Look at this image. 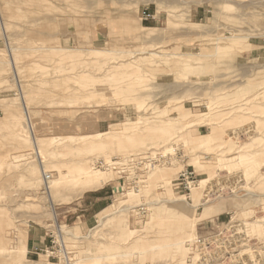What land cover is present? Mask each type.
<instances>
[{
  "label": "rangeland",
  "instance_id": "1",
  "mask_svg": "<svg viewBox=\"0 0 264 264\" xmlns=\"http://www.w3.org/2000/svg\"><path fill=\"white\" fill-rule=\"evenodd\" d=\"M263 96L264 0H0V264H264Z\"/></svg>",
  "mask_w": 264,
  "mask_h": 264
},
{
  "label": "bare ground",
  "instance_id": "2",
  "mask_svg": "<svg viewBox=\"0 0 264 264\" xmlns=\"http://www.w3.org/2000/svg\"><path fill=\"white\" fill-rule=\"evenodd\" d=\"M71 50V49H70ZM156 50V49H155ZM229 50V49H228ZM97 51V50H96ZM225 52V51H224ZM164 54V53H163ZM223 55V54H222ZM226 55H227V53H226ZM224 57H225V55H224ZM164 58H165V56H164ZM167 58V57H166ZM232 59V58H231ZM163 60V59H162ZM225 60V59H224ZM179 63H182L181 61H179ZM184 63V62H183ZM188 63V62H187ZM119 65V64H118ZM190 65V64H189ZM194 65H197V64H194ZM205 67V66H204ZM111 69V68H110ZM190 69V68H189ZM191 69H193V68H191ZM81 70V69H80ZM80 70H78V71H80ZM200 70V69H199ZM202 70V69H201ZM182 71V70H181ZM193 71V70H192ZM81 72V71H80ZM84 72V71H83ZM75 73H76V71H75ZM79 73V72H78ZM117 74H121L120 72H114V73H112V75H117ZM79 75V77L80 78H86V76L85 75H82V73H79L78 74ZM57 76V75H56ZM213 80V79H212ZM167 85V84H166ZM169 85V84H168ZM167 85V86H168ZM207 85V84H206ZM156 86V85H155ZM162 86V85H161ZM251 87H252V85H251ZM162 89V88H161ZM261 90V89H260ZM259 91V90H258ZM249 92H252V91H249ZM261 92V91H260ZM221 94V93H220ZM254 94V93H253ZM226 95V94H225ZM224 95V96H225ZM221 97H222V95H220ZM243 96V95H242ZM241 96V97H242ZM24 97V96H23ZM244 97V96H243ZM248 97V96H247ZM264 97V96H263ZM260 99V98H259ZM203 100V99H202ZM241 100V99H240ZM248 100H249V98H248ZM254 100V99H253ZM201 101V100H200ZM199 101V102H200ZM238 101V100H237ZM258 101V100H257ZM264 101V100H263ZM198 102V101H197ZM198 102V103H199ZM213 102V101H212ZM235 102V101H234ZM244 102H245V100H244ZM248 101L246 100V103H247ZM260 102H262L261 100H260ZM237 103V102H236ZM241 103V102H240ZM239 103V104H240ZM134 104V103H133ZM233 104H235V103H233ZM199 105V104H198ZM203 105V104H202ZM230 105H232V104H230ZM243 105V104H242ZM245 105V104H244ZM262 105V104H261ZM229 107V106H228ZM242 108V107H241ZM240 108V109H241ZM244 108V107H243ZM235 109V108H234ZM239 109V108H238ZM246 110V109H245ZM229 114V113H228ZM231 114V113H230ZM247 114V113H246ZM249 114V113H248ZM264 114V113H263ZM253 115H255V114H253ZM256 115H257V113H256ZM259 115H262V114H260L259 113ZM258 115V116H259ZM26 116H27V114H26ZM264 116V115H263ZM252 117V116H251ZM256 117V116H255ZM263 118V117H262ZM256 119V118H255ZM257 120V119H256ZM255 122V121H254ZM253 122V123H254ZM257 122V121H256ZM148 123V122H147ZM168 124V123H167ZM257 124V123H256ZM146 125V124H145ZM154 125V124H153ZM246 125V124H245ZM243 126V125H242ZM247 126V125H246ZM246 126H244V128L246 127ZM241 127V126H240ZM248 127V126H247ZM250 127V126H249ZM252 127V126H251ZM237 128V127H236ZM253 128H255V127H253ZM233 129V128H232ZM231 129V130H232ZM241 130H243V128L241 127L240 128ZM236 130V129H235ZM241 130H239V131H241ZM246 130V129H245ZM250 130H251V128H250ZM253 130V129H252ZM255 130V129H254ZM147 132H149V135H148V138L150 137L151 139H152V135H154L155 133H156V135L155 136H153V140H154V144H156V145H160V144H162V145H164V144H166L167 142H168V140H169V135L171 134L170 133V128L169 127H167V126H165V125H163V126H161V127H149V128H147ZM242 132V131H241ZM254 132V131H253ZM237 133V132H236ZM240 133V132H239ZM246 133V132H245ZM250 133H252L251 131H250ZM233 134V133H232ZM232 134H230V135H232ZM242 134V133H241ZM240 134V135H241ZM147 135H143V136H136V135H133V134H127V135H123V136H119L117 133H111V132H108V131H106V132H99V133H97V134H95V135H80L78 138H74L73 136H70V137H57L56 139H51L53 142H58V144L60 145V144H62L63 142H65V141H70V142H76V140H79L78 142H80L78 145H72V146H68V147H71V148H75V151H73L74 149H71L70 151L67 149L66 151H54V152H52L53 154H68V153H77V154H80V152H82V151H85L83 154H87V153H91L92 151H94V150H99V149H104L105 147H107V144H106V142L105 141H103V140H105V139H110V138H116V139H112V140H116L117 141V144L119 145V147L120 148H123V147H125L126 146V144H130V145H132V146H134V145H138V144H142V143H144L145 142V140L146 139H148L147 138ZM228 135V134H227ZM230 135H229V137H230ZM239 135V134H238ZM243 135V134H242ZM246 135V134H245ZM245 135H244V137H245ZM235 136V135H234ZM247 136H251V135H247ZM242 137V136H241ZM171 139V138H170ZM33 140H35V139H33ZM190 142V141H189ZM33 143V142H32ZM35 146L37 147V149L39 148V146L41 145V143H42V140L41 139H36L35 140ZM71 145V144H70ZM146 145H147V143H146ZM81 148H85V149H81ZM165 151V150H164ZM37 155V154H36ZM103 157H107V156H105V154L103 155ZM135 157V156H134ZM133 157V158H134ZM221 157V156H220ZM223 157V156H222ZM15 158H18V156H15ZM82 160H81V162L80 163H76V164H74L73 166L71 165V167H69L67 164H65L64 166H67V168H69V170H68V174L67 175H69V173H70V175H71V177H73V178H75V177H77V179L81 182V183H85V182H87L89 185H85V187L86 188H92L93 186H90V185H95V183L96 182H99L100 180L102 181V180H104V179H106L107 178V174H105V173H102V172H99V171H93V169H92V167H91V158H89V157H87V155H86V158H85V155L81 158ZM135 159V158H134ZM230 161V160H229ZM68 162V161H67ZM231 163V162H230ZM257 164V163H256ZM71 168H73L74 170H72ZM158 170V169H157ZM218 172V171H217ZM157 173H158V171L157 172H153V173H151L152 175H151V177L152 176H155V175H157ZM42 175V174H41ZM75 175V176H74ZM158 176V175H157ZM209 176V175H208ZM61 177H63V175L61 174ZM76 179V180H77ZM207 179H205V178H203V179H201V181H200V183H205V181H206ZM172 182V181H171ZM161 183V182H160ZM49 186V185H48ZM137 186V185H136ZM161 187V186H160ZM131 188V187H130ZM45 189V188H44ZM160 189V188H159ZM196 189V188H195ZM131 190V189H130ZM137 191H138V189H137ZM132 192H134L133 190H132ZM167 192V191H166ZM263 193V192H262ZM209 194H211V193H209ZM162 195V194H161ZM160 195V196H161ZM257 195V194H256ZM161 200V199H160ZM166 200V199H165ZM158 201V200H157ZM202 201V200H201ZM208 202V201H207ZM203 204V203H202ZM194 206V205H193ZM196 206H198V205H196ZM165 209V207H162V209H159L160 211H163ZM196 209V208H195ZM182 212H183V210H182ZM153 213V212H152ZM179 214V213H178ZM181 214V213H180ZM255 216V215H254ZM155 217H156V215H155ZM175 217V216H174ZM179 217V216H178ZM253 217V216H252ZM261 217V216H260ZM158 219H161V218H158ZM179 219H181L180 217H179ZM175 220H177V218L175 219ZM170 221V220H169ZM184 221V220H183ZM183 221H182V219L181 220H178V224L177 225H175L176 227H178V228H180V227H182V226H184L185 224L183 223ZM175 222V221H174ZM185 222V221H184ZM171 223V222H170ZM184 224V225H183ZM259 224V223H258ZM258 228H260V227H258ZM254 229H256V228H254ZM177 230V229H176ZM248 230V229H247ZM260 231V230H259ZM191 232V231H190ZM259 234V233H258ZM191 236V235H190ZM176 237V236H175ZM185 237V236H184ZM186 237H187V235H186ZM191 238V237H190ZM175 239V238H174ZM181 239V238H180ZM179 238L178 239H176V241H175V243H173L174 242V240H173V244H175L176 246V248H174V254L176 253V252H178L177 250H179V245L180 244H182L183 242H185V241H187V240H182V241H179L180 240ZM183 239H185V238H183ZM193 239V238H192ZM255 239V238H254ZM188 241H190V240H188ZM259 241V240H258ZM264 241V240H263ZM194 242H196V241H194ZM256 242H257V240H256ZM172 243H170V244H172ZM264 243V242H263ZM187 244H189V243H187ZM167 246L169 245V244H166ZM165 245V246H166ZM259 245V244H258ZM243 246V245H242ZM172 247V246H171ZM170 247V248H171ZM181 248V247H180ZM244 248V247H243ZM246 248V247H245ZM140 253L141 251H137V253ZM170 252H171V250H170ZM242 252H244L243 251V249H242ZM250 259V258H249ZM255 259V258H254ZM253 262V261H252ZM250 263H251V261H250Z\"/></svg>",
  "mask_w": 264,
  "mask_h": 264
},
{
  "label": "built area",
  "instance_id": "3",
  "mask_svg": "<svg viewBox=\"0 0 264 264\" xmlns=\"http://www.w3.org/2000/svg\"><path fill=\"white\" fill-rule=\"evenodd\" d=\"M134 158H135V160H132L133 157H131L129 159V161L132 164L141 165L142 168H144L146 170L144 172H148V170L155 168L159 164H164L167 162L165 155L158 154V153H155V154H149L148 153V154H145L143 156H140V157L138 156V157H134ZM49 178H50L49 174H46V173L43 174V179L45 181H47ZM176 184L179 185V174H178Z\"/></svg>",
  "mask_w": 264,
  "mask_h": 264
},
{
  "label": "crops",
  "instance_id": "4",
  "mask_svg": "<svg viewBox=\"0 0 264 264\" xmlns=\"http://www.w3.org/2000/svg\"><path fill=\"white\" fill-rule=\"evenodd\" d=\"M92 194H94L96 196L95 197L96 202H98V201H100V199L104 198V197L100 196L101 195L100 189L95 190L94 193H92ZM84 197H88L87 194Z\"/></svg>",
  "mask_w": 264,
  "mask_h": 264
}]
</instances>
